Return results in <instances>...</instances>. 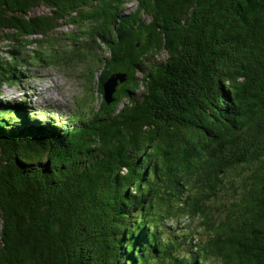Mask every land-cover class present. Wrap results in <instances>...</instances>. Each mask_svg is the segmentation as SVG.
Listing matches in <instances>:
<instances>
[{
    "label": "trees",
    "instance_id": "trees-1",
    "mask_svg": "<svg viewBox=\"0 0 264 264\" xmlns=\"http://www.w3.org/2000/svg\"><path fill=\"white\" fill-rule=\"evenodd\" d=\"M62 23L105 56L69 124L0 100V264H264V0H0V88Z\"/></svg>",
    "mask_w": 264,
    "mask_h": 264
},
{
    "label": "rangeland",
    "instance_id": "rangeland-1",
    "mask_svg": "<svg viewBox=\"0 0 264 264\" xmlns=\"http://www.w3.org/2000/svg\"><path fill=\"white\" fill-rule=\"evenodd\" d=\"M45 11L44 8H39L34 10L33 13L43 14ZM70 33H77V30L71 25L62 23L50 35L51 39H55L52 47L43 46L38 48V44H35L28 47V52L25 53V55H32L33 49L42 51V55H48L50 52L56 51L60 56L63 54L70 56V64L47 66L46 64L34 62V60H29L30 64L28 65L24 63L17 64L19 70L16 71H18L20 78L13 86L8 84L1 86L0 100L4 103L21 105L22 109L27 110L28 114H31V118L36 119L38 124L46 126L57 123L69 124V118L76 111L75 103L81 101L89 93L87 71L91 69L93 75L98 74L96 64L92 62L93 52H96L98 56H105L103 51L96 49L86 39L79 40V45L73 46L72 41L67 40ZM91 46H93V50ZM2 48L4 49V47ZM71 51L76 54L71 55ZM4 57H6L5 54L0 53V60ZM165 58L166 55L161 53L155 58V61H163ZM6 59L8 58L6 57ZM96 104L97 100L94 99L93 105ZM200 227L199 224H192L188 228L202 232L203 234L198 238L203 241L207 236ZM177 230L180 231V229Z\"/></svg>",
    "mask_w": 264,
    "mask_h": 264
},
{
    "label": "water",
    "instance_id": "water-1",
    "mask_svg": "<svg viewBox=\"0 0 264 264\" xmlns=\"http://www.w3.org/2000/svg\"><path fill=\"white\" fill-rule=\"evenodd\" d=\"M124 80V75L122 74H114L111 75L102 86V96L105 102L109 103L111 101V96L115 92V88L118 82H122Z\"/></svg>",
    "mask_w": 264,
    "mask_h": 264
},
{
    "label": "built area",
    "instance_id": "built-area-1",
    "mask_svg": "<svg viewBox=\"0 0 264 264\" xmlns=\"http://www.w3.org/2000/svg\"><path fill=\"white\" fill-rule=\"evenodd\" d=\"M170 224H172V223H170Z\"/></svg>",
    "mask_w": 264,
    "mask_h": 264
}]
</instances>
